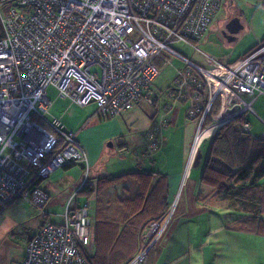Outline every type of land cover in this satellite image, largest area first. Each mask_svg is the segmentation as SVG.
<instances>
[{"label": "built area", "instance_id": "2783aa9c", "mask_svg": "<svg viewBox=\"0 0 264 264\" xmlns=\"http://www.w3.org/2000/svg\"><path fill=\"white\" fill-rule=\"evenodd\" d=\"M222 4L223 0H0V210L21 200L45 209L49 196L35 180L67 164L84 166L63 222H46L27 241L20 264H89L83 250L93 235L90 200L77 204L76 198L90 185L92 167L76 133L49 115L48 88L73 105H96L101 118H117L139 103L153 105L156 98L149 91L159 68L180 60L184 68L170 96L174 101L183 93L190 98L187 115L197 122L191 162L224 125L248 112L256 115L253 105L264 96V43L231 64L207 56L205 66L173 48L184 43L197 49L195 43L209 31ZM216 102L219 110L211 117ZM235 107L238 110L230 112ZM207 118L212 119L209 125ZM166 125L162 120L147 132L150 150L160 149L157 136ZM243 129L250 132L249 124ZM259 139L264 141V134ZM161 223L144 230L142 249L129 264H146L166 226Z\"/></svg>", "mask_w": 264, "mask_h": 264}, {"label": "crops", "instance_id": "0c3cea01", "mask_svg": "<svg viewBox=\"0 0 264 264\" xmlns=\"http://www.w3.org/2000/svg\"><path fill=\"white\" fill-rule=\"evenodd\" d=\"M239 22L242 25L240 19ZM242 27L244 28L243 25ZM185 103L180 106L174 103L173 107L167 104L171 110L167 114L161 113L156 116L159 119L162 116V120L167 122V125L157 136L158 140H161L158 152L163 149L165 155L162 154L151 160L148 155L149 152L156 151H151L148 146L144 154L138 156L135 154L136 150L134 148H128L123 144L117 146L112 142H108L110 139L117 137L118 132L115 130L114 124L101 123V119L97 115L91 117L90 123L86 122L80 124V126L78 124L69 128L66 127L69 131L76 133L77 139L87 152L92 167L89 182L90 187L93 189L91 196L78 194L76 198L77 204H79L77 201L78 196H81L82 200H90L89 215L93 235L87 243L86 252L91 258L97 253V258L103 260L106 264H125L127 260L132 258L140 247V232L135 229L136 226L140 225V221L135 220L134 216L146 205L154 207L158 193L166 196L167 202L170 204V210L175 197L179 195L180 191L182 194L185 193L188 212L185 209L177 218H175L174 213L173 217L168 220L164 232L149 252L147 264H203L204 257L202 259L200 255L205 242L202 240L200 244L198 242L192 244L189 217L201 215L207 216L211 220L212 216L216 215L213 209L220 206L226 211L224 224L227 226L229 225L227 219L232 220L233 226L236 227L233 230L240 234L239 238L243 241H250L249 238L251 237L246 235L255 236L254 239L256 237L264 238V177L256 182L255 189L249 194L254 200L246 202L244 207H241L216 200L213 197L214 189L202 180L203 171L210 154L211 138L206 140L201 147L194 165L197 169L196 172L194 173L192 169L187 172V164L186 168L184 167L187 159V147L190 146L191 149L197 129V122H195V125L185 119V121L180 119L181 114H185V117L190 120L187 115L190 103ZM57 117L61 119V116ZM180 133H184L182 144H184L186 150L183 154L184 157L181 158L180 156L178 160L174 155L168 154L166 150L174 143L171 140L177 138ZM249 133L251 134V132ZM251 137L257 139L252 134ZM106 142H108L107 146H105ZM206 143L208 144L207 149L202 151ZM110 156H119L120 158L121 164H118L116 172H108V166L105 164V166H102L101 164L106 157ZM172 162L180 163L179 167L171 170L169 164ZM74 167H77L78 170L82 169L79 164L72 163L52 173L60 172L58 176L60 177L59 181L63 180L62 186H59L58 183L62 184V182L55 180L56 178L48 182H44L48 177L35 180L36 185L49 196L47 206L56 203L55 201L58 199L61 206L65 208L68 201L76 193L81 180L79 178L80 174L75 173L76 168ZM100 167L103 170H99ZM147 172L155 174L152 177L145 178L136 175ZM66 185L70 186L66 187L67 192L63 196L60 190L61 187ZM154 188L156 189L154 190ZM19 202H26L27 205H31L25 200ZM41 218L43 220L40 222L38 230L26 240V243L46 222L53 223L48 220L47 216L41 215ZM62 222L63 214H61V221L53 224H61ZM244 224L250 229L257 230V233L238 231L237 228ZM217 231H219V228L215 231L211 229L209 235L213 233L216 235ZM25 246L23 250L21 247V252L10 258L5 264H20L25 256ZM0 264H2L1 258Z\"/></svg>", "mask_w": 264, "mask_h": 264}, {"label": "rangeland", "instance_id": "374dc122", "mask_svg": "<svg viewBox=\"0 0 264 264\" xmlns=\"http://www.w3.org/2000/svg\"><path fill=\"white\" fill-rule=\"evenodd\" d=\"M6 11L7 9H4V12ZM234 18L240 19L244 28L238 34L231 35V39L230 36H225L222 33V29L227 20ZM262 43H264V0H223L222 7L209 31L199 42L195 43V46L198 47L197 49L184 43H176L173 45V48L191 61L205 66L207 56L213 57L224 64H231L246 57ZM182 68H184V64L178 59H174L159 68L160 73L153 80L149 91L153 98H157L156 106L142 102L117 118L100 117L101 123L114 124L115 130L118 132L117 137L110 139L108 142H112L117 146L123 144L128 146V148H134L136 150L135 154L142 156L147 146L149 149L147 132L154 124L162 121V116L160 119L156 116L161 113L167 114L169 111L166 108L167 104L172 106L175 103L168 94V88L171 87L178 75V71ZM94 71L97 70L94 69ZM46 93L47 98L53 103L49 108V115L61 116L65 127L69 128L78 124L80 126V124L86 122L90 123L91 117H94L97 113L96 105L92 104L86 107L73 105L68 100L60 98L58 92L52 87L48 88ZM177 104L179 106L182 105L180 102H177ZM253 109L256 115L248 112L244 116L245 121L250 124L252 136L259 139L264 134V125L261 121V119L264 120V96L259 97L255 101ZM180 119L181 121L185 119L187 122L196 125V121L188 120L185 114H181ZM183 140L184 133H180L177 138L171 140L174 143L166 150L168 154L174 155L178 160L180 156L181 158L184 157L183 154L186 150L184 144H182ZM108 142H106L105 146H107ZM207 146L208 144L206 143L202 151L206 150ZM187 150L185 168L186 164L187 167L191 163L192 167L195 165V159L192 162L189 160L190 146L187 147ZM164 153L165 150L162 149L160 152H149L148 155L151 160L158 158L162 154L165 155ZM101 164L102 166L104 164L108 166V172H116L118 164H121V161L119 156H110L106 157ZM179 164L178 162L170 163V169L179 167ZM192 167L191 169L195 173L197 169L195 166ZM74 168H76L75 173H79V178L82 180L83 169L78 170L77 167ZM98 169L100 170L102 167ZM59 173L51 174V177L45 179L44 182L53 181L55 178V180L59 181ZM59 182H62V184L58 183L60 184L59 186H62L63 180ZM69 186L61 187L60 193L63 196L67 192L66 187ZM53 197L55 196L53 195ZM186 199L185 193L182 194L180 191L172 203L167 219H171L174 213L175 218H177L185 209L188 212ZM77 201L80 204L84 202L81 196H78ZM55 202L46 206L45 209H38L29 204L28 206L26 202L16 201L4 210H0V258L2 264L7 263L10 258L19 254L21 247L23 250L26 240L38 230L39 224L43 220V218L40 219L41 215L47 216L48 220L53 223L61 221V214L65 212V208L61 206L58 199ZM221 207L213 209L216 215H213L211 220L207 216L201 215L189 217L192 244L194 242L200 244L202 240L205 242L204 249L200 255L202 259L204 257L203 264H264V238L256 237L254 239L255 236L246 235L252 239L249 238L250 241L248 242L243 241L239 238L240 234L233 230L236 227L233 226L232 220L227 219L229 225L226 226L224 224L226 211ZM166 224L165 221L161 223L162 226ZM217 228H219V231H217L216 235L214 233L209 235V230L213 229L215 231ZM164 230L165 228L161 234ZM89 241L90 239L87 243Z\"/></svg>", "mask_w": 264, "mask_h": 264}, {"label": "trees", "instance_id": "16d2710c", "mask_svg": "<svg viewBox=\"0 0 264 264\" xmlns=\"http://www.w3.org/2000/svg\"><path fill=\"white\" fill-rule=\"evenodd\" d=\"M1 37L2 30L0 23V38ZM173 89L174 82L171 87L168 88L169 95L172 94ZM189 100V96L183 93L180 101L173 100V102L190 103ZM156 102L157 98L153 105H155ZM218 110L219 104L216 102L212 108L211 117L215 116ZM244 115L224 125L218 130L216 135L211 138L210 154L202 175V180L214 189L213 197L216 200L239 205L241 207H244L246 202H252V200H254L249 194L255 189L256 182L264 177V141L253 139L251 134L243 129V126L248 123L245 121ZM211 120V118H207L206 125L211 124ZM201 147L194 163H196L198 159ZM154 174L155 173L147 172L136 175L145 178L152 177ZM36 183L35 181V184ZM155 189L156 188H154V190ZM92 192L93 189L90 185H87L77 193V195L88 194L91 196ZM169 212L170 204L167 202L166 196L158 193L157 202L154 207L152 205L150 207L146 205L145 208L135 214L134 219L140 221V225L135 227L137 232H140V247L138 252L127 260L125 264H129L141 251L143 245L142 232L153 222H164ZM237 230L244 233H257V230L250 229L246 224L241 225ZM83 254L85 258L88 259L89 264H106L103 260L97 258V253L91 258L88 256L86 249H84Z\"/></svg>", "mask_w": 264, "mask_h": 264}, {"label": "water", "instance_id": "95a60500", "mask_svg": "<svg viewBox=\"0 0 264 264\" xmlns=\"http://www.w3.org/2000/svg\"><path fill=\"white\" fill-rule=\"evenodd\" d=\"M243 29L242 25L239 22L238 18L231 19L229 23L226 26V30L229 34L235 35L238 34L241 30ZM238 110V107H235L232 111L230 112H235ZM80 167H84L83 164H79Z\"/></svg>", "mask_w": 264, "mask_h": 264}, {"label": "flooded vegetation", "instance_id": "af4514ba", "mask_svg": "<svg viewBox=\"0 0 264 264\" xmlns=\"http://www.w3.org/2000/svg\"><path fill=\"white\" fill-rule=\"evenodd\" d=\"M229 21H230V20H227V21L224 23V27H223V29H222V33H224L225 36H230V38H232V37H231V34H229V33L227 32V30H226V26H227V24L229 23Z\"/></svg>", "mask_w": 264, "mask_h": 264}]
</instances>
